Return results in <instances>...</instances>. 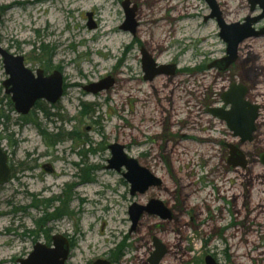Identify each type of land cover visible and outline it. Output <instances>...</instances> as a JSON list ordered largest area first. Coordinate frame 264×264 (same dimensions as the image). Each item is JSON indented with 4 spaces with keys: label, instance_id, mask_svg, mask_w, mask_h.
I'll return each mask as SVG.
<instances>
[{
    "label": "rangeland",
    "instance_id": "374dc122",
    "mask_svg": "<svg viewBox=\"0 0 264 264\" xmlns=\"http://www.w3.org/2000/svg\"><path fill=\"white\" fill-rule=\"evenodd\" d=\"M124 2L135 8V33L121 28ZM215 2L227 24L263 13L259 5L252 11L250 0ZM0 15L4 49L24 56L34 72L58 70L65 79L60 101L41 100L22 115L3 85L9 76L0 56V140L13 166L11 180L0 185V264H20L37 242L52 246L56 234L73 241L66 264L112 257L113 264H146L154 236L170 248L162 264H206L207 256L217 264H264V215L255 212L243 231L231 202L223 204L217 185L225 186L218 153L225 126L197 108L220 106L233 83L264 90V35L242 42L238 63L224 71L213 63L227 56L228 45L206 0H0ZM105 25L112 27L109 39H118L112 48L104 45ZM144 50L156 68L175 65V73L145 79ZM108 76L115 82L110 89L84 90ZM53 134L64 136L50 145ZM116 142L162 178L161 186L133 196L125 168H107ZM174 191L188 207L185 223L193 221L182 228L185 241L157 215L144 214L132 230L131 204L152 198L170 204ZM252 194L253 204L264 201V181ZM205 199L215 214L200 220ZM206 235L214 239L207 251Z\"/></svg>",
    "mask_w": 264,
    "mask_h": 264
},
{
    "label": "water",
    "instance_id": "95a60500",
    "mask_svg": "<svg viewBox=\"0 0 264 264\" xmlns=\"http://www.w3.org/2000/svg\"><path fill=\"white\" fill-rule=\"evenodd\" d=\"M252 7L260 5L264 10V0H250ZM212 8V17H217V21L220 24V34L223 40L226 42L227 56L223 59L215 61L213 64L217 66L221 61H225V68L230 67L232 62L238 58V51L241 43L251 38L252 36H260L264 34V29L261 32H255L253 25L257 21L264 17L262 14L260 17L252 18L247 17L244 22L227 24L221 17V13L218 11V5L215 0H206ZM129 3L124 2L123 6L126 10V21L122 24L121 28L130 30L132 33L136 32V24H131L134 20L135 8L132 10L128 6ZM92 13L89 12L87 17L90 18L89 27H94ZM1 18V15H0ZM135 23V22H134ZM0 56L5 65V72L9 76L3 83L6 87V93L11 94L13 99L14 108L22 115H28L34 104L39 99H45L51 104H55L61 100L64 96V79L63 73L60 71H54L49 77H44L43 70L38 69L35 73L25 64L24 56L18 54H12L4 49L0 44ZM143 70L146 72L145 79H153L156 75L166 72L175 73L177 69L175 65L159 66L156 68V62L149 53L143 51ZM114 78L108 76L103 78L100 82H92L90 85L84 86V90L88 93L98 94L103 90H108L114 86ZM231 90L223 95L224 101L227 105L231 106L232 115L229 120V128L234 133V136H241L243 141L251 140L252 135L255 132L256 115L252 120H243L241 118V109L245 102L244 91L242 87L236 84H232ZM214 115L223 120L224 115L219 108L211 109ZM111 149V159L107 168L121 171L123 168L126 172L123 174L131 184V194L145 193L150 190L151 187H159L163 183L162 178L157 177L152 170L140 163V160L129 156L126 153V146L116 142L109 145ZM10 166L8 162V154L3 151L0 145V185L8 184L10 179ZM130 219L133 222L132 229L140 223L141 217L144 214L157 215L161 219H167L170 217V209L167 208L165 202L152 198L148 204L133 203L129 208ZM155 249L149 259L151 264H161L165 254L168 252L166 245L162 243L157 237H154ZM71 245L69 238L62 234H56L53 237V244L49 246L41 242L35 244L34 251L28 258L20 260V264H66L70 258ZM206 264H217L211 257L207 256ZM95 264H108L106 260L100 259Z\"/></svg>",
    "mask_w": 264,
    "mask_h": 264
},
{
    "label": "flooded vegetation",
    "instance_id": "af4514ba",
    "mask_svg": "<svg viewBox=\"0 0 264 264\" xmlns=\"http://www.w3.org/2000/svg\"><path fill=\"white\" fill-rule=\"evenodd\" d=\"M258 5H256V6H258ZM256 6L251 8L252 11H254ZM260 8L263 11L262 14H264L263 8L261 6H260ZM252 18H256V17H252ZM237 23H239V22H237ZM253 28H254L255 32H261L264 29V17L261 18V20L257 21V23H255L253 25ZM262 35H264V34H262ZM262 35L252 36V37L258 38V37H262ZM249 39H251V38H249ZM238 53H239V51H238ZM225 57H223V58H225ZM223 58H221V59H223ZM238 61H239V56L234 62L231 63V65H229L230 67H228L227 69L225 68V64H226L225 61H223V62L221 61L216 67H218L219 70L225 71V70H228L229 68H231L232 65H236V63H238ZM42 70H43L44 77H49L50 75H52V73L54 71H58V70H54L48 74L44 69H42ZM63 79H64V74H63ZM64 82H65V79H64ZM233 84H236L239 87L243 88V90H242V91H244V97L243 98L245 99V102L247 103V104H244L242 109H241V113H242L241 118L243 120L248 121V120H252V118L255 117V115H256V121H255V129L256 130H255L254 134L252 135L251 140L243 141V138L241 136H234L235 132H233L229 128V120L228 119L232 116L230 114V111H232V109H231L230 105H227L225 103L223 95L225 93L229 92L232 87L230 88L229 91L223 92L221 94V99H223V102L220 106L215 105V104H213L211 106H205L204 104L200 103L197 108H199V110H201L203 112V114H209L211 117H213L216 120H219L225 126L226 137L223 140L224 143H221V142L219 143L220 149L218 151V153L222 157V162L224 163V166L220 165V167L224 170V173H225L224 180L222 182V184L225 186L219 187V185H217L219 188L218 195H220V197H221L220 199H223V204H225L226 200H229L228 203L231 202V204L233 205V209H234L233 212L235 213V215L236 216L239 215L243 219V222L241 223V227L244 228V230L243 229L242 230L245 231V228L248 227L250 221L253 219V217H255V215H254L255 212L257 213L258 217L260 215H264V201L258 202L257 204H253V194H252V190L255 186V182L264 181V149H262V146L264 143V90L261 89L262 85L260 86V83L256 84L253 87H249L245 83H243V84L242 83H233ZM262 88H264V86ZM64 92H65V84H64ZM64 92H63V95H64ZM8 95H10V97H11V94H8ZM41 100H45V99H39V101H37L34 104L31 111L34 108H39V106L41 104ZM12 101H13V99H12ZM212 108H219L222 110V113L224 115L223 120H221L219 117L214 115V113L211 110ZM172 117L169 116V120L177 118V115H174ZM69 134L70 133H68V137H69ZM62 136H64V135H62ZM208 142H211V141H208ZM0 145H1V148L3 149V151H5V149L2 146L1 140H0ZM249 150H251V152ZM5 152H7V151H5ZM214 152H217V151L214 150ZM7 154H8V152H7ZM8 162H9L10 172H11L10 179H9V181H10L11 176L13 174V172H12L13 166L11 165V162L9 159V154H8ZM220 167H218L219 169H217V171H221ZM43 168L52 170L51 166H49V168H48V165H46V164L43 165ZM230 174H232L233 178H231L229 176ZM169 195H170V192H169ZM170 197H171V200L173 202L171 201L170 204H168V203L166 204L167 208H169L171 211L170 217L167 218L166 220H168L170 225L177 226V228L179 229L178 233L181 234V236H182L180 238V240L185 241L186 237H184V235L182 233V228H184L185 226L187 228L191 227L193 225V223H192L193 221L190 220V222L185 223L184 216L186 214L188 215V213H186V210L188 209V207H186L184 202L183 203L179 202V197H178L177 191H174V193ZM207 201H208V199H205L202 202L203 205L200 206V212H198V218L200 220L204 219L206 216H209V215L211 216V215L215 214L214 210L212 209L211 206H209ZM206 206L209 208H207ZM237 221H238V219H237ZM202 223H203V226L208 224L207 218ZM139 224L136 226L135 229H137ZM236 225H238V224H236ZM132 230H134V229H132ZM249 232H252V229H249V231L246 232V235L249 234ZM154 237H156V236H154ZM154 237H153V239H154ZM153 239H152V243H150V244H152V246H150V248H149V251H148L149 257L147 259V262H145L146 264H151V263H149V259H150L151 255L153 254V251L155 249V242L153 241ZM204 239H206L205 245H204L205 246L204 250L207 251V249L212 246V242L214 239H210L208 235H206ZM69 240H70L71 252H72L73 241L70 238H69ZM162 243H164L166 245V249L168 251L164 256V258H165L166 255H168L170 253V250H169L170 248L168 247V245L164 241H162ZM190 250L194 251L192 249H190ZM71 252H70V254H71ZM184 252L187 253L188 251L185 250ZM68 260H67V262H68ZM103 260H106L108 262V264H113L114 257L110 258L109 260H107V259H103Z\"/></svg>",
    "mask_w": 264,
    "mask_h": 264
},
{
    "label": "bare ground",
    "instance_id": "6f19581e",
    "mask_svg": "<svg viewBox=\"0 0 264 264\" xmlns=\"http://www.w3.org/2000/svg\"><path fill=\"white\" fill-rule=\"evenodd\" d=\"M193 3V2H192ZM196 4V3H195ZM236 4V3H235ZM172 5H175V3L173 2L172 3ZM231 7H235V6H231ZM194 10H196V7H195V9ZM192 13H195L194 11L192 12ZM146 20H144V22H145ZM188 25H190L191 26V28L192 27H197L196 25H191V24H188ZM102 38H104L105 39V42H104V45H108L110 48H112L114 45H115V42L118 40L117 39V36H115L114 38H112V40L111 39H109L110 37H111V31H112V27L111 28H109L108 27V25H105V26H103L102 27ZM160 32V31H159ZM159 32H157L158 34H159Z\"/></svg>",
    "mask_w": 264,
    "mask_h": 264
},
{
    "label": "trees",
    "instance_id": "16d2710c",
    "mask_svg": "<svg viewBox=\"0 0 264 264\" xmlns=\"http://www.w3.org/2000/svg\"><path fill=\"white\" fill-rule=\"evenodd\" d=\"M85 114L87 113L85 110L83 111ZM44 133V132H43ZM45 134V133H44ZM61 135L62 134H58V135H51V137H49L50 138V140H49V144L50 145H52V144H56L58 141H61L62 140V138H61ZM69 137L71 138H73V133H70L69 134ZM55 213L58 215V217L60 218L61 216H63L64 214L61 212V209L60 208H58V210L57 211H55ZM54 215H52V217H53Z\"/></svg>",
    "mask_w": 264,
    "mask_h": 264
}]
</instances>
